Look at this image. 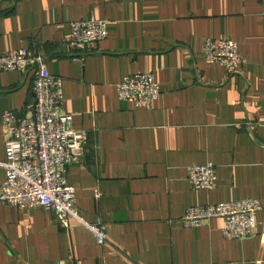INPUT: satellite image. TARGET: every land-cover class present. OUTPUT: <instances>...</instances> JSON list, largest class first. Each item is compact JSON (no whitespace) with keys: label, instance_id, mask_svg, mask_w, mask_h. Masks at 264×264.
<instances>
[{"label":"crops","instance_id":"crops-1","mask_svg":"<svg viewBox=\"0 0 264 264\" xmlns=\"http://www.w3.org/2000/svg\"><path fill=\"white\" fill-rule=\"evenodd\" d=\"M88 18L105 20L106 36L76 52L68 22ZM207 38L237 43L238 71L206 62ZM20 48L44 58L72 129L87 133L66 180L82 218L101 219L108 239L98 245L41 206L1 202L0 264H264V0L2 3L0 54ZM137 72L159 84L148 106L116 96ZM32 79V71L0 72L1 161V114H32ZM209 162L214 186L194 189L189 168ZM4 177L0 168V185ZM245 199L263 208L245 240L225 239L221 218L182 222L189 206Z\"/></svg>","mask_w":264,"mask_h":264},{"label":"built area","instance_id":"built-area-1","mask_svg":"<svg viewBox=\"0 0 264 264\" xmlns=\"http://www.w3.org/2000/svg\"><path fill=\"white\" fill-rule=\"evenodd\" d=\"M17 0H0L14 6ZM68 41L76 52L105 38L106 21L88 18L68 22ZM78 57H73L77 60ZM204 59L234 73L242 65L238 45L228 38L205 40ZM33 72L32 114L4 110L1 123L5 129V160L0 168L5 177L0 185V203L16 207L41 206L56 214L66 228L81 226L92 234L95 243L104 245L108 236L101 219L88 222L79 213L76 188L66 180L67 166L83 152L87 133L72 129V115L61 109L60 80L49 73L44 58L35 51L20 48L12 54H0V72ZM159 84L151 73L126 75L116 86V96L135 107L148 106L159 96ZM215 166L211 162L192 165L188 181L196 190H210L215 183ZM98 193L95 194L97 198ZM263 210L257 200L245 199L185 208L182 222L199 226L211 218H221V233L227 240H245L257 232L255 213Z\"/></svg>","mask_w":264,"mask_h":264}]
</instances>
